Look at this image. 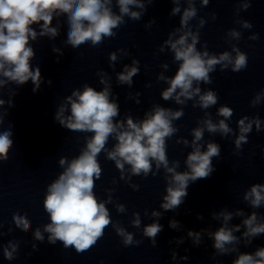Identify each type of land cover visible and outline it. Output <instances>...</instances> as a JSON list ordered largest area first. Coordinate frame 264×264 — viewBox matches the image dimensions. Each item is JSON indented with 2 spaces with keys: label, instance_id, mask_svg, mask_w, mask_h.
<instances>
[{
  "label": "clouds",
  "instance_id": "9594fccd",
  "mask_svg": "<svg viewBox=\"0 0 264 264\" xmlns=\"http://www.w3.org/2000/svg\"><path fill=\"white\" fill-rule=\"evenodd\" d=\"M152 3L153 0H148ZM120 15H115L110 7L111 0H0V76L6 78L0 79V88L4 87L7 82H15L17 86H22L28 81L34 85L32 91L36 93L41 83H47L51 86V80H43L41 70L37 66L34 70L30 65V60L34 57V52L28 46L29 38L35 40L37 32L32 25L42 23L41 36L49 35L56 37L58 30L56 27H50L53 21V14H67L69 30L67 33L66 43L73 49L80 47L86 42H91L92 47H98L103 43L104 38H115L117 33L113 29L119 27L123 21V16L128 15L133 20H139L141 13L130 11L129 5H135L144 8L140 0H117ZM203 5H207L209 0H202ZM252 0H248L242 6L245 9L250 8ZM180 12L179 7L172 9V14ZM196 16V9L191 5L184 10L180 19L181 28L188 25L190 19ZM203 26L204 21H201ZM244 28H251L252 25L245 21ZM180 31V29H177ZM230 35L239 40L241 33L235 30ZM191 37V43H188V37ZM258 35H253L249 39L257 40ZM198 35L191 31H185L178 39L169 38L164 43L169 45L175 54V60L181 61L179 67L171 79L167 82V87L162 93V99L167 101L175 95L177 104H183L185 99H192L194 95H199V106L207 109L218 103L219 96L213 90H208L200 95L201 89H193V82H203L211 84L210 73L216 70V65H220V70L224 71L231 65L233 73H239L248 67V55L238 47H233L232 51L236 53L233 57L231 53L225 51L219 56L209 55L205 50L203 53L197 51L196 44ZM163 48H161V51ZM53 52H59V49L53 48ZM110 62L117 60L115 52L109 54ZM59 57L57 63H59ZM139 60L133 59L132 66L125 65L122 72L117 74V80L120 84H127L129 87L133 84V77L136 76L139 69ZM167 68V65H164ZM100 75V73H98ZM101 76L100 82L105 84L101 91L93 87L84 85L83 91L74 90L71 96L66 99L70 103L71 114L65 116V105H61L55 115V120L62 127L71 131L91 132L94 135L87 141V147L81 154L67 162L66 158H60L61 166L67 163V167L60 173L58 179L54 180L47 187L46 195L43 199V209L50 216L51 223L44 226V232L49 233L47 242L55 245L57 241L62 242L65 249L74 247L76 253L81 254L89 251L104 236L105 229L112 224L109 210L104 202H98L93 189L94 181L101 178L102 168L97 157L105 148L110 136L115 134L117 143L112 151L107 153V159L115 161V167L121 172V179H124L123 173L125 164L131 166V174L140 176L143 173L147 178L152 173V163L156 162V168L161 165L167 173H171L168 179L167 195L163 197L161 208L165 211H175L184 203L188 196V187L202 179H208L216 170L213 163V157L220 156V147L216 143H208L207 150L201 151L200 141L203 136V129L196 128L193 130L194 139L192 141L193 151L188 154L186 164L189 171L177 172L175 167L168 166L166 156L165 138L171 137L177 131L172 126V120L181 118L184 113L182 110L172 111L163 107H155L152 113L146 114L144 120L134 122L131 117L126 119V127L123 122H113V118L119 114L118 104L109 99L110 90L108 81ZM159 79H167L160 76ZM147 86V85H146ZM177 89L179 92L177 93ZM140 93H136L139 96ZM76 97V99H73ZM260 99L256 97L255 104ZM139 103V100H136ZM6 101L0 99V108L5 105ZM9 107H14L11 99L7 101ZM234 111L231 107L221 106L218 109V115L224 117L218 124L205 120L204 124L208 132L217 131L222 134H228L232 129L225 122L232 117ZM8 113L5 110L0 113V126L4 124V117ZM245 121H248L245 123ZM255 124L256 131H261V121L259 118L249 120L247 116L238 121L239 135L235 139L234 154L242 151V145L248 143L247 134L252 131ZM12 125H9L11 129ZM13 132L4 130L0 132V164L9 160V150L13 148ZM187 144V141H184ZM264 151V149H262ZM178 166V165H177ZM155 175V173H152ZM134 191H139V185H130ZM244 200L248 201L252 208H260L264 203V184L256 183L244 195ZM118 212L125 211L123 204H118ZM135 219L132 221L133 226H140L138 213H134ZM215 215V214H214ZM225 225L219 227L210 237L214 239L213 248L219 254L229 252L226 245L238 242V238L233 232L240 231V226L234 228L227 227L226 222L232 218V213L221 212ZM243 216L242 211L236 213ZM152 216L160 217L161 213L152 212ZM198 215V219H200ZM17 228L27 232L30 227V221L24 216L14 213L12 217ZM245 231L243 236L247 243H251L248 238H254L264 234V223L257 222V213L253 211L246 219L243 220ZM178 221L172 220L169 227L177 229ZM0 227H3L0 224ZM116 234L122 237L124 247L139 246L143 239H134V234L127 232L124 228L115 226ZM163 231V225L152 223L143 229V237L150 240L151 246H157L156 237ZM189 238H192L193 244L199 246L201 243L200 232L189 230ZM34 239L44 242V236L39 228L34 232ZM183 243V238L178 240ZM33 251H38L37 245L33 244ZM11 248V250H9ZM17 246L10 244L4 249V256L8 260L14 258ZM177 252H172L171 259L176 261ZM214 258V257H213ZM181 260H188L187 256L180 257ZM232 264H264V247L257 248L254 253L243 252L232 262Z\"/></svg>",
  "mask_w": 264,
  "mask_h": 264
}]
</instances>
